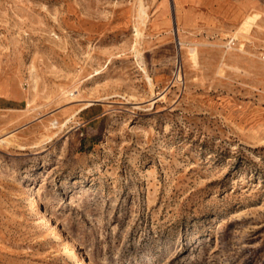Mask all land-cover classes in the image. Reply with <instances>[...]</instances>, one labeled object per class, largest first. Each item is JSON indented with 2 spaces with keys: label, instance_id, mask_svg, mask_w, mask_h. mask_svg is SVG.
Returning a JSON list of instances; mask_svg holds the SVG:
<instances>
[{
  "label": "rangeland",
  "instance_id": "rangeland-1",
  "mask_svg": "<svg viewBox=\"0 0 264 264\" xmlns=\"http://www.w3.org/2000/svg\"><path fill=\"white\" fill-rule=\"evenodd\" d=\"M176 1L0 0V264H264V0Z\"/></svg>",
  "mask_w": 264,
  "mask_h": 264
},
{
  "label": "crops",
  "instance_id": "crops-1",
  "mask_svg": "<svg viewBox=\"0 0 264 264\" xmlns=\"http://www.w3.org/2000/svg\"><path fill=\"white\" fill-rule=\"evenodd\" d=\"M176 3L182 19L189 22V26L213 28L231 36L247 33L242 31V25L247 16L252 15L248 0H177ZM210 22H215V25L211 27ZM2 96L0 110L11 108L9 104L15 98L11 96L10 89Z\"/></svg>",
  "mask_w": 264,
  "mask_h": 264
},
{
  "label": "bare ground",
  "instance_id": "bare-ground-1",
  "mask_svg": "<svg viewBox=\"0 0 264 264\" xmlns=\"http://www.w3.org/2000/svg\"><path fill=\"white\" fill-rule=\"evenodd\" d=\"M32 189V188H31ZM31 194H34V191L33 189L31 190ZM68 237V236H67ZM69 238V237H68ZM70 242L73 243V239L72 238H69Z\"/></svg>",
  "mask_w": 264,
  "mask_h": 264
},
{
  "label": "built area",
  "instance_id": "built-area-1",
  "mask_svg": "<svg viewBox=\"0 0 264 264\" xmlns=\"http://www.w3.org/2000/svg\"><path fill=\"white\" fill-rule=\"evenodd\" d=\"M262 57H264V51L262 52Z\"/></svg>",
  "mask_w": 264,
  "mask_h": 264
}]
</instances>
